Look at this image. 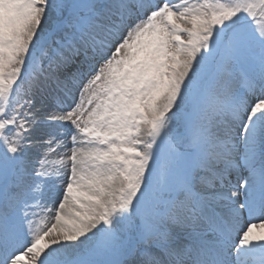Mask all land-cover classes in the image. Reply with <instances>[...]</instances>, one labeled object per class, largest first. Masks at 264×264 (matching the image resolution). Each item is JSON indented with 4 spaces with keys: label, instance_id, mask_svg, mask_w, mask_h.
Returning a JSON list of instances; mask_svg holds the SVG:
<instances>
[{
    "label": "snow or ice",
    "instance_id": "6c2138e0",
    "mask_svg": "<svg viewBox=\"0 0 264 264\" xmlns=\"http://www.w3.org/2000/svg\"><path fill=\"white\" fill-rule=\"evenodd\" d=\"M0 264H264V0H0Z\"/></svg>",
    "mask_w": 264,
    "mask_h": 264
},
{
    "label": "rangeland",
    "instance_id": "374dc122",
    "mask_svg": "<svg viewBox=\"0 0 264 264\" xmlns=\"http://www.w3.org/2000/svg\"><path fill=\"white\" fill-rule=\"evenodd\" d=\"M77 98H78V94H77Z\"/></svg>",
    "mask_w": 264,
    "mask_h": 264
}]
</instances>
